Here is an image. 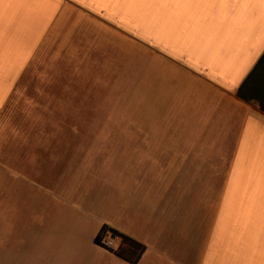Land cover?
<instances>
[{
	"label": "crops",
	"instance_id": "1",
	"mask_svg": "<svg viewBox=\"0 0 264 264\" xmlns=\"http://www.w3.org/2000/svg\"><path fill=\"white\" fill-rule=\"evenodd\" d=\"M69 6L141 33L159 80L245 120L212 226L203 193L183 213L167 176V137L183 133L80 128L38 155L0 149V264H131L95 242L103 226L144 247L136 264H264V113L237 96L264 52V0H0V110Z\"/></svg>",
	"mask_w": 264,
	"mask_h": 264
},
{
	"label": "rangeland",
	"instance_id": "2",
	"mask_svg": "<svg viewBox=\"0 0 264 264\" xmlns=\"http://www.w3.org/2000/svg\"><path fill=\"white\" fill-rule=\"evenodd\" d=\"M65 8L0 110V149L19 145L24 151L16 154L38 155L30 147L77 142L85 137L70 131L80 128L183 133L167 137L166 155L179 164L167 168V176L174 179L171 187L181 190L183 213L197 202L193 195L203 193L199 221L212 226L244 106L191 102L177 94L180 88L172 81L159 80L156 51L148 49L141 33L123 30L111 17Z\"/></svg>",
	"mask_w": 264,
	"mask_h": 264
},
{
	"label": "trees",
	"instance_id": "3",
	"mask_svg": "<svg viewBox=\"0 0 264 264\" xmlns=\"http://www.w3.org/2000/svg\"><path fill=\"white\" fill-rule=\"evenodd\" d=\"M237 96L245 102L255 103L264 113V52L240 85ZM106 231L112 237L119 238L120 243L114 254L131 264H136L144 251V247L132 239L108 229L106 226L101 228L99 235L95 238L98 245L101 236Z\"/></svg>",
	"mask_w": 264,
	"mask_h": 264
},
{
	"label": "built area",
	"instance_id": "4",
	"mask_svg": "<svg viewBox=\"0 0 264 264\" xmlns=\"http://www.w3.org/2000/svg\"><path fill=\"white\" fill-rule=\"evenodd\" d=\"M119 240L117 237H112L111 234L106 231L100 238L99 245L109 249V250H116L117 247L115 245V242Z\"/></svg>",
	"mask_w": 264,
	"mask_h": 264
}]
</instances>
